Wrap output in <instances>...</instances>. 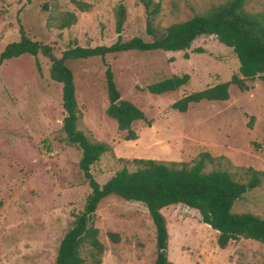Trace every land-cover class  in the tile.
Instances as JSON below:
<instances>
[{
	"label": "rangeland",
	"instance_id": "rangeland-1",
	"mask_svg": "<svg viewBox=\"0 0 264 264\" xmlns=\"http://www.w3.org/2000/svg\"><path fill=\"white\" fill-rule=\"evenodd\" d=\"M76 1L91 8L81 12L72 0H0V52L18 40L20 25L33 40L49 45L56 57L74 44L109 46L116 40L113 9L118 3L126 8L123 39L150 40L139 0ZM153 1L161 5L155 23L166 27L226 0ZM245 10L264 13V0H246ZM66 12H73L77 21L58 30L59 17ZM38 60L41 72L28 54L0 66V264H53L72 213L83 209L90 192L78 168L80 151L58 140L60 85L49 77L50 61L42 54ZM107 60L121 99L143 111L150 125L133 122L136 139L126 141V133L105 113L108 98L100 59L65 62L74 78L78 130L110 148L91 167L98 184L122 168L135 170L130 161L136 158L192 163L208 153L215 161L205 171L224 169L240 182L247 181L249 168L263 174L261 184L236 201L232 211L264 219V82L247 81L248 91L231 85L228 100H204L179 113L171 108L175 101L238 73L235 54L214 36L199 37L185 51H129ZM184 74L189 81L176 91L152 95L146 90L151 83ZM160 212L170 264H264L259 242L239 239L220 248L217 232L201 222L196 210L176 204ZM92 225L103 246L101 264H154L155 229L141 203L108 196L99 202Z\"/></svg>",
	"mask_w": 264,
	"mask_h": 264
},
{
	"label": "trees",
	"instance_id": "trees-1",
	"mask_svg": "<svg viewBox=\"0 0 264 264\" xmlns=\"http://www.w3.org/2000/svg\"><path fill=\"white\" fill-rule=\"evenodd\" d=\"M139 2L145 10V31L149 41L139 37L123 39L126 8L118 3L113 9L116 40L109 46L82 47L74 44L56 57L49 45L33 40L20 25L18 40L6 44L0 52V66L6 60L28 54L34 58L35 66L41 72L38 55L42 54L50 61L49 77L61 88L62 119L58 140L80 151L78 168L90 189L83 209L72 213V223L59 242L53 264H101L103 246L92 221L99 202L111 195L139 202L146 208L156 235L157 254L154 264H170L166 253L168 231L160 210L176 204L196 210L201 222L217 232L216 241L220 248L239 239L256 241L264 247V219L251 213L232 211L236 201L261 184V172L249 168L247 181L240 182L224 169L205 171V165L213 163L215 158L208 153H200L192 163L136 158L130 161L135 170L122 168L103 185H99L92 176L91 167L110 148L104 143L91 141L77 128L80 112L73 74L65 63L67 60L100 59L108 98L105 113L116 121L118 131L126 133V141L136 139L131 129L133 122L145 121L150 125V121L146 120L143 111L133 103L121 99L107 60L110 55L129 51H185L202 36H214L220 44L230 48L239 64L238 73L233 74L228 82L187 94L175 101L171 108L179 113H185L190 105L204 100H228L231 85L241 91H248L247 81L259 78L264 82V13L246 11V0H226L203 13L194 14L186 21L166 27L155 23L161 11L159 2ZM72 3L81 12H87L91 8L90 4L84 2L72 0ZM42 8L46 11L47 4H43ZM76 21L77 17L73 12H66L60 15L57 29H67ZM188 81L187 74L174 75L147 85L146 90L152 95H161L178 90ZM248 127H251L250 123ZM256 146L258 147L257 144Z\"/></svg>",
	"mask_w": 264,
	"mask_h": 264
},
{
	"label": "water",
	"instance_id": "water-1",
	"mask_svg": "<svg viewBox=\"0 0 264 264\" xmlns=\"http://www.w3.org/2000/svg\"><path fill=\"white\" fill-rule=\"evenodd\" d=\"M117 103H119V101H118ZM163 252H164V251H163Z\"/></svg>",
	"mask_w": 264,
	"mask_h": 264
}]
</instances>
